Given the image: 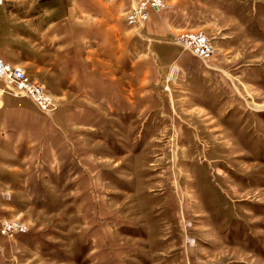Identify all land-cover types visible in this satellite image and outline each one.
Masks as SVG:
<instances>
[{
  "label": "rangeland",
  "instance_id": "374dc122",
  "mask_svg": "<svg viewBox=\"0 0 264 264\" xmlns=\"http://www.w3.org/2000/svg\"><path fill=\"white\" fill-rule=\"evenodd\" d=\"M187 8L159 84L147 52L142 85L114 59L122 78L81 118L74 172L0 209L28 227L0 233V264H264V0ZM128 10L113 23L134 36ZM181 29L208 36V61L182 51Z\"/></svg>",
  "mask_w": 264,
  "mask_h": 264
},
{
  "label": "crops",
  "instance_id": "0c3cea01",
  "mask_svg": "<svg viewBox=\"0 0 264 264\" xmlns=\"http://www.w3.org/2000/svg\"><path fill=\"white\" fill-rule=\"evenodd\" d=\"M6 1L9 7L2 8L4 0L0 4V57L23 67L51 93L57 106L43 112L0 79L3 210L16 209V196L45 194L49 180L59 174L65 178L66 170H74L81 155L79 149L75 155L74 142L80 140L85 126L81 118L90 117L88 107L97 104L106 110L107 101L113 99L114 75L122 78V72L114 74V59L122 70L132 67L142 85L150 79L147 52L156 72L154 82L159 84L179 51H170L176 44L168 39V32H176L189 11V0H167L171 8L150 10L133 36L124 25L118 28L113 23L114 15L127 4L130 7V0H71V5L66 0ZM130 43L136 52L133 59ZM81 100L88 103L82 105ZM67 178L73 179L74 174Z\"/></svg>",
  "mask_w": 264,
  "mask_h": 264
},
{
  "label": "built area",
  "instance_id": "2783aa9c",
  "mask_svg": "<svg viewBox=\"0 0 264 264\" xmlns=\"http://www.w3.org/2000/svg\"><path fill=\"white\" fill-rule=\"evenodd\" d=\"M3 0H0L2 4ZM168 8L167 0H130L126 20L136 29L141 27L149 17V11L160 12ZM175 41L183 49L191 51L203 61H208L213 54V47L208 36L201 30H181ZM0 78L6 85L13 86L15 91L29 97L35 106L43 111H53L57 102L45 87L32 79L25 69L12 64L0 57ZM27 225L21 220L4 218L0 221V233L11 235L27 230Z\"/></svg>",
  "mask_w": 264,
  "mask_h": 264
}]
</instances>
